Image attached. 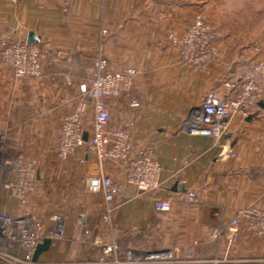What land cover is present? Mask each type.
I'll return each instance as SVG.
<instances>
[{"label": "crops", "instance_id": "0c3cea01", "mask_svg": "<svg viewBox=\"0 0 264 264\" xmlns=\"http://www.w3.org/2000/svg\"><path fill=\"white\" fill-rule=\"evenodd\" d=\"M246 7L244 0H0V52L32 33L46 55L42 79L16 77L0 57L3 148L39 161L27 202L3 190L0 212L28 215L44 226V238L52 242L35 264H87L111 243L120 250H183L206 241L239 208L264 207V109L251 120L234 115L218 141L184 132L209 93L230 95L225 82L236 76L238 66L230 69L238 57H264V23L255 21L261 11L246 20ZM198 11L213 19L221 47V59L200 70L183 64L169 41L187 30ZM101 57L111 72L136 71L130 93L109 99L110 128L129 133L133 155L154 151L161 167L155 192L138 193L121 163L101 162L86 147L65 161L56 154L61 123ZM13 175L0 166V180ZM99 175L123 186L108 219L104 195L86 188V180ZM189 193L195 202L185 201ZM163 197L172 203L165 213L156 210ZM220 256L224 264H262L264 239L244 227L238 244L230 250L224 244Z\"/></svg>", "mask_w": 264, "mask_h": 264}, {"label": "built area", "instance_id": "2783aa9c", "mask_svg": "<svg viewBox=\"0 0 264 264\" xmlns=\"http://www.w3.org/2000/svg\"><path fill=\"white\" fill-rule=\"evenodd\" d=\"M103 34H107V31H103ZM169 41L178 50L180 61L193 69H205L221 59V47L214 34L213 21L205 11L195 13L187 30L180 36L171 34ZM45 56L39 45L23 40L7 43L0 52L1 60L12 68L16 77L28 79L44 77ZM135 76L134 69L111 72L108 61L103 57L98 58L95 75L89 82L80 85V101L61 123L56 154L65 161L76 156L80 148L86 147L87 153L101 162H119L127 183L142 194L161 188V167L155 153L147 149L133 155L129 133L110 128L109 99L130 93ZM65 80L71 83L70 75L66 74ZM225 88L230 93L228 97L211 92L204 98L197 113L184 125L187 135L218 141L227 135L229 122L234 115L245 118L256 114L260 109L259 103L264 99V61H253L246 65L240 79L226 81ZM131 104L135 107L140 105L136 99ZM84 133H88V142L84 140ZM3 145L4 137L0 131V149ZM0 166L6 173L14 174L8 181L0 180V193L7 191L20 204L26 203L36 188L37 161L17 163L13 167L0 157ZM86 188L91 193L104 195L108 219L115 210L116 201L123 194V186L111 177L99 175L89 177ZM185 201L195 202L196 195L187 194ZM171 204L169 197L160 198L156 210L168 212ZM244 227L264 239V207L248 205L239 208L228 223L215 226L206 241L183 250H120L115 243H111L99 258L87 264H223L226 260L220 256L222 246L225 244L230 250L238 244ZM86 235L89 236V233L86 232ZM43 239L44 226L39 221L28 215L12 216L0 212V259L13 264H35L33 255Z\"/></svg>", "mask_w": 264, "mask_h": 264}, {"label": "rangeland", "instance_id": "374dc122", "mask_svg": "<svg viewBox=\"0 0 264 264\" xmlns=\"http://www.w3.org/2000/svg\"><path fill=\"white\" fill-rule=\"evenodd\" d=\"M233 1L235 2V0H233ZM244 1L247 4L246 10H244V12L246 14V20H248L249 15H251L253 13L256 14V13H259V11H261L258 14V16H256L255 21L259 18L262 20L261 23H264V0H244ZM254 4H255V6H253ZM212 21H213V19H212ZM238 60H239V62L237 63L238 70L236 71V76L231 77V79H234L236 81H238L240 79V77L242 76L243 69L246 67V65H248L249 63H251L253 61H264V57H259V55H258V57L256 55V56H252L251 58L250 57H246V58L238 57ZM13 156H15L14 161L12 160ZM0 157L2 158V160L12 164L13 167L16 166L17 163H22V162L26 163L28 161L34 160V159L33 160L29 159V158L33 157V155L31 153L30 154L10 155L6 152V150L3 147H2V149H0ZM37 163L39 164L38 160H37ZM4 172L5 171L3 169V173ZM243 260L244 259H241V261H243ZM262 264H264L263 260H262Z\"/></svg>", "mask_w": 264, "mask_h": 264}, {"label": "water", "instance_id": "95a60500", "mask_svg": "<svg viewBox=\"0 0 264 264\" xmlns=\"http://www.w3.org/2000/svg\"><path fill=\"white\" fill-rule=\"evenodd\" d=\"M154 1H156L158 3H166V0H154ZM27 43L28 44H37V45H40V42L38 41V38L34 34H32V33L29 34L28 39H27ZM238 62L239 61H235L232 64L231 69H230V73H234L235 72L236 65H237ZM259 106H260V108L264 109V99H263V101H261L259 103ZM256 117H257L256 114L255 115H251V116L248 117V120H251V119L256 118ZM84 140H85V142H88V133H84ZM174 190H176V189L174 188ZM51 242H52V240L50 238H44L37 245V247L35 249V252H34V255H33V262L34 263L38 262L39 257L43 253H45L46 251H48V249L50 248Z\"/></svg>", "mask_w": 264, "mask_h": 264}]
</instances>
